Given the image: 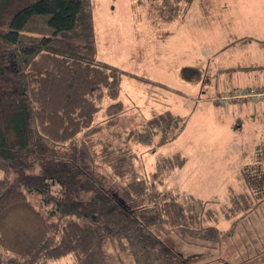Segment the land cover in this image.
Wrapping results in <instances>:
<instances>
[{"label": "trees", "instance_id": "16d2710c", "mask_svg": "<svg viewBox=\"0 0 264 264\" xmlns=\"http://www.w3.org/2000/svg\"><path fill=\"white\" fill-rule=\"evenodd\" d=\"M193 1L159 0L160 21L185 18ZM91 12V0H0V264H46L66 256L72 264H108L107 240L135 264H155L170 253L168 236L211 243L222 234L163 189L185 162L178 153L138 174L127 145L105 149L104 160L118 155L109 178L113 189H102L83 170L92 161L90 137L100 131L95 115L104 99L117 98L123 75L135 77L66 39L91 23ZM5 67L19 87L7 88ZM178 76L192 83L205 77L196 65L181 67ZM184 120L165 110L125 139L154 150L175 141ZM263 152V143L257 145L253 163L236 177L244 188L230 195L224 214L230 230L243 226L239 220L264 199Z\"/></svg>", "mask_w": 264, "mask_h": 264}, {"label": "rangeland", "instance_id": "374dc122", "mask_svg": "<svg viewBox=\"0 0 264 264\" xmlns=\"http://www.w3.org/2000/svg\"><path fill=\"white\" fill-rule=\"evenodd\" d=\"M91 3V23L86 22L79 33L66 39L89 46L96 59L135 77L123 75L117 98L104 99L95 115L94 124L100 131L90 137L92 161H86L83 170L102 189H113L109 178L118 155L104 160L105 149L127 145L132 157L127 155L138 174L154 170L155 162L162 157L180 154L185 162L173 169L163 189L181 206L193 207L202 225L215 226L222 234L211 243L198 238L197 244H190L186 237L168 236L164 245L170 253L155 264H264V199L255 211L239 220L243 226L230 230V221L224 216L230 207V195L244 188L236 178L241 166L252 164L254 148L264 145V101L257 105L258 114L245 113L239 120H234L235 115L223 117L222 107L213 103L219 94L264 87V67L255 64L264 60V46L239 38L246 33L243 11L250 26L264 24V0H194L185 18L170 23L159 19V0ZM188 65L202 67L204 81L181 79L178 70ZM4 78L7 88L19 87L7 67ZM165 110L185 118L176 141L154 150L152 144L140 146L126 141L130 132L140 130L147 119ZM231 125L235 128L232 131ZM76 139L80 148L82 136ZM29 199L39 205L38 196L32 194ZM103 248L108 264H135L128 253L117 252L113 241L107 240ZM72 259L66 256L45 263L72 264Z\"/></svg>", "mask_w": 264, "mask_h": 264}, {"label": "crops", "instance_id": "0c3cea01", "mask_svg": "<svg viewBox=\"0 0 264 264\" xmlns=\"http://www.w3.org/2000/svg\"><path fill=\"white\" fill-rule=\"evenodd\" d=\"M246 17V18H245ZM242 22H243V28L245 29V35H242L241 37L239 38H245L244 41L245 43H248V44H252L253 42L258 44L259 47H262L264 46V24L262 25H259V26H250L249 22H248V17L246 16V12L243 11L242 13ZM255 23V22H253ZM236 25V21H234V23L232 24V28H234ZM249 41V42H248ZM262 62L258 61L257 63L255 64H260V67H264V60H261ZM262 64V65H261ZM259 67V65L255 66L254 68H257ZM236 83V86H240V83L235 81ZM197 87L199 86V84L196 85ZM204 87H201V89H203ZM246 89V88H245ZM263 88H260L258 90H263ZM234 91H231L230 93L228 94H232ZM226 94V93H225ZM224 95V94H223ZM223 95H218L216 96L214 99H213V103L214 105H219L220 107H222L223 109V112H222V116L223 117H229V115L233 116L235 115L237 118H235L234 120H239V119H242L243 115L245 113H252V114H258V110H259V106H257L259 103L261 105V103L264 101H258V102H252V101H249V100H239V101H233V102H230L229 104H221L219 101L217 102L216 100L219 99V97L223 96ZM233 103V105H231ZM231 105V106H230ZM229 106V107H228ZM258 107V108H257ZM261 108V107H260ZM264 109V107L262 108ZM216 110V109H215ZM217 111V110H216ZM216 116L218 115V112H215ZM243 114V115H242ZM245 118H247L245 116ZM216 119V117H215ZM240 126L241 125H237L236 128H239L240 129ZM233 129H235L232 125L230 126V130L232 131ZM242 132V131H241ZM260 137H262V135H260ZM176 141V140H175ZM174 142V141H173ZM232 168L231 166H229L228 168V171H231ZM237 177V175H236Z\"/></svg>", "mask_w": 264, "mask_h": 264}, {"label": "built area", "instance_id": "2783aa9c", "mask_svg": "<svg viewBox=\"0 0 264 264\" xmlns=\"http://www.w3.org/2000/svg\"><path fill=\"white\" fill-rule=\"evenodd\" d=\"M249 100L252 102H258L264 100V89L256 91L254 89L246 90V91H236L232 94H227L219 97L217 101H219L221 104H228L232 101L236 100Z\"/></svg>", "mask_w": 264, "mask_h": 264}]
</instances>
